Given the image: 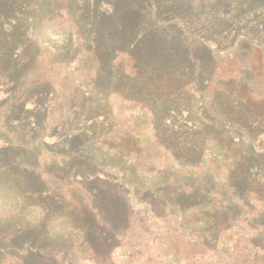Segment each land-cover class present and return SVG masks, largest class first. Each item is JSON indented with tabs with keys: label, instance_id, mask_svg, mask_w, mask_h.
<instances>
[{
	"label": "rangeland",
	"instance_id": "374dc122",
	"mask_svg": "<svg viewBox=\"0 0 264 264\" xmlns=\"http://www.w3.org/2000/svg\"><path fill=\"white\" fill-rule=\"evenodd\" d=\"M230 1V6L224 7L230 12L213 16L210 8L216 0H173L157 19L152 17L154 9L145 0H67L63 5L69 9L70 17L63 19L58 10L50 18H39L26 4L28 20H15V29L22 26L21 33H15L13 42L0 37V134L16 136L30 146L12 147L7 153L5 148L0 149V264H134L128 253L116 251L111 257L113 246L124 239L118 235L114 245L100 240L97 222L77 203L87 196L80 184L99 188L103 200L111 203L109 216L119 219L130 206L120 201L125 195L118 190H129L121 181L130 178L142 183L146 179L136 173L135 167L143 166V151H152L148 143L155 147L158 139L161 148L152 152H159L161 166H179L178 162L198 163L205 144H213L207 138L214 135L243 145L241 131L228 129L223 118L243 122L253 134L264 133V101L255 99L253 90L260 79H254L252 74L253 70L264 71V51L246 54L247 60L240 65L227 55L215 53L210 43L209 48L198 47L194 49L196 55H190L191 47L182 35L203 30V39L233 42L248 34L255 23L258 37L264 40V24L257 23L258 14H240L239 6L244 5V0L222 3ZM173 3L177 5L175 12L169 6ZM17 4L13 1V8ZM60 5L62 2L56 7ZM209 20L212 24H208ZM71 22L78 25L80 36L74 39L71 34L68 40L65 32L72 28ZM216 22L224 28L223 35L216 32ZM10 26L7 24L5 30ZM8 42L18 46L16 53L6 50ZM245 44L248 50L253 48ZM122 51L131 52L138 60L135 75ZM91 52L97 57L96 65L89 56ZM18 63L23 70L15 74ZM241 71L247 75L246 80H253L252 84L241 80L237 75ZM55 84L70 101L63 110L54 108L60 99L52 103L57 93ZM8 89L13 90V95ZM113 90L139 103L116 94L108 102L107 95ZM17 94L27 98H15ZM57 95L60 97V92ZM22 102L25 107L20 109ZM139 134L145 139L141 145ZM34 137L37 140L30 143ZM263 142L264 136L256 145ZM246 147H242L245 163L234 172L233 182L249 203L251 191L264 197V154ZM257 150L264 152L259 146ZM171 154L178 159L176 165ZM102 164L122 166L130 174L118 169L105 173ZM68 167L75 169L74 174L83 171L85 177H73ZM175 169L160 176L170 181L164 190L166 195L184 206L204 200V195H195L202 179ZM242 185L244 190L240 189ZM16 188L25 193V204L18 200ZM126 198L129 200V195ZM145 200L157 212L162 210L150 195ZM252 214L238 211L231 228L238 233V228L256 221L264 231V214ZM62 220L80 225L91 247L81 234L68 233V225ZM254 241L264 247L261 237ZM231 253L230 250L223 264H233ZM251 263L264 264L254 260Z\"/></svg>",
	"mask_w": 264,
	"mask_h": 264
},
{
	"label": "trees",
	"instance_id": "16d2710c",
	"mask_svg": "<svg viewBox=\"0 0 264 264\" xmlns=\"http://www.w3.org/2000/svg\"><path fill=\"white\" fill-rule=\"evenodd\" d=\"M13 1L18 3L14 6L15 8L12 6ZM145 1L150 2V9H154L152 10L151 15L157 19L160 16L162 17L161 13L165 11L166 4L173 0ZM216 1V5L211 6L212 8L216 7L214 12L213 9L210 8L213 16L214 14L216 16L222 14V12L225 11L230 12L228 8L224 9V7L230 6L231 1L228 3H222L224 0ZM61 2L62 5L57 8L56 5ZM66 2L67 0H34L33 2L31 0H0V37L5 36L2 37V39L8 38V40H12L15 35L21 33L22 26H20L19 29H15V20H19V17L27 18L26 20H28V13H26L25 9L26 4L27 6H31L33 11L37 12L36 16L39 18L43 16L50 18L52 13L58 10L61 14L60 19H63L64 16L70 17L69 9L63 5ZM169 6H171V11L175 12L177 5L173 3ZM239 8L240 14H244L248 11H251L254 14L257 13L259 19L263 20V22L257 20V23L259 26L261 25L260 23L264 24V0H244V5H240ZM20 9L22 12H17ZM181 20L182 19L180 18L178 21ZM7 24L11 26L10 29L6 31L5 26ZM70 24L72 28L67 29L65 32V38L68 40L71 34L74 39L80 36L79 31H77L78 25L73 22ZM208 24H212V21L209 20ZM214 25L218 35H223L221 33H223L222 29L224 28L221 24L216 22ZM253 25L254 26L251 29H248L249 32H246L248 34H244L242 38L238 37L240 40H235L233 42H227L225 39L218 42L203 39L201 38L203 37V30H201L200 33H196V31H186L182 35L183 37H186V40L191 47L190 55H196L194 49H198V47L201 48L202 46H205L209 48L210 43L211 45H214L212 46L214 48L212 50L215 53L227 55L226 57H229L233 62L243 65L247 60L246 54L250 55L253 51L257 52L258 50H261L262 52L264 51V40L258 37L259 32H256L258 31L257 25L255 23ZM245 43L249 44H247V46L252 45L253 48L248 50L245 47ZM7 44L6 50L11 54L16 53L18 46H14V43L11 42H8ZM196 44L199 45L196 46ZM122 52V54H127L129 61H131V65L133 66L129 69L132 70L133 75H135L137 71L135 66L137 59L131 54V52ZM89 56L93 59L96 65L98 61L96 55L91 52L89 53ZM92 66L93 63L90 67ZM15 68V74L18 73L19 69L23 70L21 63H18ZM252 74L254 79H260L255 82L253 86V90L256 92L254 98L264 101V71L256 72V70H253ZM237 75L242 77L241 80L245 81L248 85L253 83V80L251 79L246 80L247 75L244 71L239 72ZM23 82H25V80H23ZM58 85L59 84H55V90L57 93L54 96L52 103L57 101V99H60V103L54 105V108L63 110L66 107H69L70 101L65 98V92L63 89H60ZM73 90L74 87L71 85V95ZM7 91L10 95H13L11 94L13 91L12 89H8ZM59 92L60 97L57 95ZM114 94L120 95L126 101L139 103L136 99L127 97L120 90L109 92L107 95L108 102ZM23 96L26 97V95ZM23 96L17 94L15 98L21 100L24 99ZM17 103H19V100H17ZM24 105L25 102L20 103L19 108L23 109L25 107ZM145 107L146 106H142V108L146 110ZM49 111H51L50 107ZM225 119L226 118H223L222 121L228 129L241 131L243 145H240L239 143H228L217 135L211 136L207 139L213 143L212 146L211 144H207L208 142L205 144L207 147L203 150L200 161L196 164H181L178 162V166L175 163L177 158L171 154L170 156L176 166H161L159 164L160 162L157 160L159 152H152L156 148H161L158 139H156L155 147L151 145L149 146L148 143V148L150 147V150L152 151H143V154L141 155L143 166L135 167L136 173L146 179H144L142 183L133 181L130 178L121 181L123 185L129 187V190L127 189L123 192L121 189L118 191H121L122 195H125L126 197L129 195L130 199L128 200L124 196L120 198V201H125L126 204L128 205L129 203L130 206L127 208V214L122 215L119 219H113L109 216L111 203L109 204L108 201L103 200L104 197L99 188H91L85 183L80 184L81 191L86 193L87 196L84 198L82 197V200L77 203L81 207L84 206L86 213L97 222V234L100 240L114 245V238L118 235H122L124 239L120 245L113 246L111 257L116 251H120L123 254H130L131 262L134 264H223L226 262V259L229 258L228 252L231 250L232 253L230 254V257L234 258L231 260L233 264H252L251 260L264 263V247L257 245L255 243L257 241H254L255 239H260V237L262 240L264 239L263 228H261L256 221L242 229L238 228V233L231 228L233 219L237 216V213L240 210H245L246 212L248 210L250 214L253 213L252 216L256 217L262 213L264 214V197L251 191L247 196L249 197L250 202L247 203L245 202L247 199L240 195L238 187L233 182L234 172L242 163H245L242 149L244 145L245 147L247 146L248 148L255 149L257 152L264 154V152L257 150L258 146L263 150L264 142L260 143L258 146L256 145L258 140L264 136V133L253 134L243 122ZM137 136L141 140H138L140 145L141 142L145 143L143 134ZM1 139H4L5 142L0 144V149L5 148L3 150H6V153L9 152L12 147H30L23 139H17L16 136L12 138L11 136L7 137L0 134V140ZM30 139L31 143L32 141L37 140V137ZM164 152L165 154H169L166 149ZM116 153H118V151ZM251 155H253V152L250 153V156ZM152 165L154 168L151 170L148 166ZM100 167L105 173L111 174L112 169H118L127 176L130 174L129 170L122 166L102 164ZM68 168L70 173L75 171V169L71 170V167ZM174 168L184 175H192L196 178L202 179L199 180L201 187L196 190L195 195H204V200L201 201L200 199L196 203L184 206L180 204L179 201L171 200V198L166 195L164 190L170 185V181H163L162 178L160 179V176ZM80 174L75 172V174L73 173V177H85L83 171L80 172ZM207 175H210V177L207 178ZM147 177L151 178L149 179ZM179 185L186 187L184 182H180ZM240 189L244 190L245 185H242ZM14 190L16 191L18 200L25 204V193L17 188ZM118 191L113 193L116 194ZM146 195H150V199L154 204H161L162 210L157 212L152 204L147 203V200H145ZM70 199H72V197ZM136 204L140 205V208L137 209ZM131 207L132 213L129 215V208L131 209ZM62 222H66L67 224L69 220H62ZM67 225L68 233L81 234L85 238L86 243H90L91 247V241L89 237L88 240H86L85 234L80 225L73 223ZM57 232L60 233L59 231ZM86 232L88 234V231ZM29 243L32 244V240H30ZM28 251L29 249L27 252ZM206 255H210L209 258H205ZM11 257L17 258V256L14 255Z\"/></svg>",
	"mask_w": 264,
	"mask_h": 264
}]
</instances>
